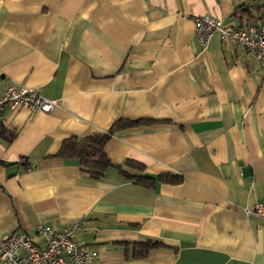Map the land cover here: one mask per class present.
Returning a JSON list of instances; mask_svg holds the SVG:
<instances>
[{"label": "crops", "instance_id": "crops-1", "mask_svg": "<svg viewBox=\"0 0 264 264\" xmlns=\"http://www.w3.org/2000/svg\"><path fill=\"white\" fill-rule=\"evenodd\" d=\"M206 14L246 28L264 23V0H0V93L57 102L0 123V244L79 223L94 264H264V219L246 213L264 205V68L218 36L203 51ZM119 120L149 123L111 137L114 164L183 182L148 187L114 167L94 179L57 157ZM146 241L162 246L135 258Z\"/></svg>", "mask_w": 264, "mask_h": 264}, {"label": "built area", "instance_id": "built-area-1", "mask_svg": "<svg viewBox=\"0 0 264 264\" xmlns=\"http://www.w3.org/2000/svg\"><path fill=\"white\" fill-rule=\"evenodd\" d=\"M195 33L203 51H207L213 37L222 43L241 46L253 54L264 68V23L246 28L225 26L212 15L194 19ZM57 106L54 100L43 97L36 89L9 86L0 93V123L7 111L28 109L49 114ZM249 216L264 219V205L247 208ZM79 223L63 231L40 225L36 237L20 232L5 236L0 244V264H94L98 252L76 239Z\"/></svg>", "mask_w": 264, "mask_h": 264}, {"label": "trees", "instance_id": "trees-1", "mask_svg": "<svg viewBox=\"0 0 264 264\" xmlns=\"http://www.w3.org/2000/svg\"><path fill=\"white\" fill-rule=\"evenodd\" d=\"M146 123L149 122L119 120L107 133L96 134L85 138H70L63 142L57 157L78 159L83 167L89 169V173L94 179H100L108 169L114 167L117 168L126 178H135L138 182L148 187H154L158 182L170 184L182 183L183 177L178 175L163 174L158 178H152L144 175L136 177L132 176L124 170L123 166L114 164L108 158L105 152V147L114 134L127 129L139 127ZM3 134H6V132L3 131ZM9 138V140H12L13 135ZM127 165L135 166L141 172L144 171V166L142 164L129 161ZM161 246V243L153 241L135 243L133 245V256L137 259H143L148 256L151 250Z\"/></svg>", "mask_w": 264, "mask_h": 264}]
</instances>
